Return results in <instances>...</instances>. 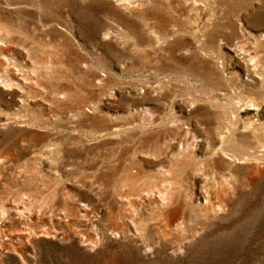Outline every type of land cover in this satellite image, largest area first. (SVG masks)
<instances>
[{
    "label": "rangeland",
    "instance_id": "rangeland-1",
    "mask_svg": "<svg viewBox=\"0 0 264 264\" xmlns=\"http://www.w3.org/2000/svg\"><path fill=\"white\" fill-rule=\"evenodd\" d=\"M0 264H264V0H0Z\"/></svg>",
    "mask_w": 264,
    "mask_h": 264
},
{
    "label": "bare ground",
    "instance_id": "bare-ground-1",
    "mask_svg": "<svg viewBox=\"0 0 264 264\" xmlns=\"http://www.w3.org/2000/svg\"><path fill=\"white\" fill-rule=\"evenodd\" d=\"M23 79H27V77L23 75ZM177 223L179 224V222H177Z\"/></svg>",
    "mask_w": 264,
    "mask_h": 264
}]
</instances>
